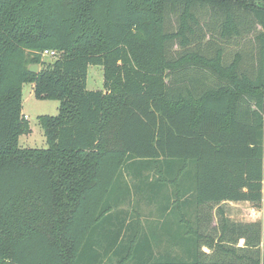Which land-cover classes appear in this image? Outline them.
Instances as JSON below:
<instances>
[{"label":"trees","instance_id":"trees-1","mask_svg":"<svg viewBox=\"0 0 264 264\" xmlns=\"http://www.w3.org/2000/svg\"><path fill=\"white\" fill-rule=\"evenodd\" d=\"M248 35L251 75L241 52L225 58ZM89 65L104 90L87 89ZM24 83L60 103L38 116L47 148L18 143ZM263 115L264 0H0V264H264ZM150 170L162 221L142 238L114 211L126 174L141 188ZM227 201L263 208L262 223L230 220ZM192 205L198 226L219 206L210 255Z\"/></svg>","mask_w":264,"mask_h":264},{"label":"rangeland","instance_id":"rangeland-1","mask_svg":"<svg viewBox=\"0 0 264 264\" xmlns=\"http://www.w3.org/2000/svg\"><path fill=\"white\" fill-rule=\"evenodd\" d=\"M168 25H174V17L168 18ZM257 29H260L259 26H256ZM256 45L255 38L253 35H248L243 39L242 42L238 44L230 45L226 50L225 58L227 61L232 59V56L235 52H241L243 55L241 69L247 74H252L256 64V56H253L255 53L254 47ZM175 49V48H174ZM43 60L46 64H50L54 58L50 56H43ZM41 67H38V71ZM103 68L101 65H89L86 78V87L90 90H96L103 88ZM59 101L57 100H46V99H37L33 94V85L30 83H24L22 86V115L28 123L30 131L28 133L21 134L18 138V143L21 147L25 148H47L48 143L38 122V116L40 115H51L55 116L59 112ZM263 152H264V134H263ZM145 180L141 181L143 186L141 188H136L139 183L134 180L129 175L126 174V180L131 184L130 194L127 197L125 202H122L118 207L115 208L114 214L116 213L117 219L113 223L124 222V227L131 225L132 221H136L137 218L140 221L141 227H143L144 232L141 234L142 238L151 237L148 232V227H157L161 223L162 219L158 216L157 211L162 206L161 196H154V199H150L147 195L148 188L145 183L153 182L155 174L153 170L144 173ZM162 193H165V187H162ZM189 191H186L185 194L188 195ZM150 199V200H149ZM225 211V215L232 221L236 222H255L262 223L263 220V208L254 207L248 202H223L219 205ZM219 206L204 207L198 209L199 215V226L195 215L194 205L188 208V214L190 223L194 229H196L200 235V251L211 254L212 250L209 249L210 241L209 237L217 240L218 237V223L220 220V215L218 213ZM187 209V208H186ZM112 223V225H113ZM199 227V228H198ZM105 229H110V226H106ZM129 228L126 230L128 231ZM154 254L159 255L165 251L166 244L164 241L156 242L153 241ZM243 243V239H239L237 246ZM170 255L172 256H182L180 250L177 247H172ZM109 257V255H108ZM108 259V258H107ZM116 258L112 257L111 261L109 260L107 264H115Z\"/></svg>","mask_w":264,"mask_h":264},{"label":"water","instance_id":"water-1","mask_svg":"<svg viewBox=\"0 0 264 264\" xmlns=\"http://www.w3.org/2000/svg\"><path fill=\"white\" fill-rule=\"evenodd\" d=\"M38 67V64H31L29 65L28 70L32 73H36L38 72Z\"/></svg>","mask_w":264,"mask_h":264},{"label":"built area","instance_id":"built-area-1","mask_svg":"<svg viewBox=\"0 0 264 264\" xmlns=\"http://www.w3.org/2000/svg\"><path fill=\"white\" fill-rule=\"evenodd\" d=\"M54 55H55L54 51H49V50H45L42 53V56H50V57H53ZM263 117H264V115H263Z\"/></svg>","mask_w":264,"mask_h":264}]
</instances>
